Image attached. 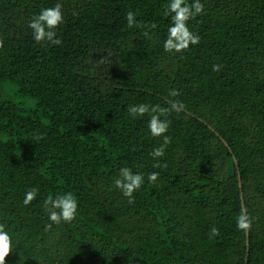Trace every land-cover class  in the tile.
<instances>
[{"label": "trees", "instance_id": "16d2710c", "mask_svg": "<svg viewBox=\"0 0 264 264\" xmlns=\"http://www.w3.org/2000/svg\"><path fill=\"white\" fill-rule=\"evenodd\" d=\"M201 2L188 22L199 43L169 53V0H0L5 264H264V0ZM57 3L62 43L34 41L29 22ZM141 102L176 105L164 157L149 155L163 143L149 114L127 111ZM121 167L144 174L131 202L114 184ZM67 191L75 219L47 227L44 199Z\"/></svg>", "mask_w": 264, "mask_h": 264}, {"label": "clouds", "instance_id": "9594fccd", "mask_svg": "<svg viewBox=\"0 0 264 264\" xmlns=\"http://www.w3.org/2000/svg\"><path fill=\"white\" fill-rule=\"evenodd\" d=\"M61 4L57 3L55 7L43 8L36 14L29 22L32 38L36 42L46 41L51 45H60L62 43L59 36H57L58 26L64 22ZM204 11V5L201 0H193L191 4L187 0H169L166 7L165 14L170 16L171 23L167 28V36L163 41V49L169 53H180L187 49L189 45H196L199 43V35L194 34L188 22L194 19ZM136 13L128 11L125 14L127 25L129 28L138 23L135 19ZM155 27V25H152ZM213 70H218L217 65H213ZM170 95H178L175 89L170 91ZM176 105L173 104L171 108H163L159 105H150L148 103H137L128 105L127 111L133 117H143L149 114L147 121V129L153 137H163V143L156 147L149 153L153 158H161L165 155V147L170 143V137L165 135L169 129V120L167 113L170 110H175ZM164 117V118H162ZM119 176L115 178L114 184L121 193L128 197L129 202L133 199V193L140 190L144 184V174L142 172H133L129 167L119 168ZM159 173L151 172L147 176L149 183H155L158 180ZM39 189L32 187L24 193L23 205L28 206L37 198ZM45 210L47 211V218L51 224H60L61 222H72L78 210V200L73 192L67 191L63 193H55L49 195L44 199ZM236 227L241 231H246L252 227V218L245 212H241L236 218ZM213 236L219 234L217 228L211 229ZM13 248V240L4 223H0V264H5V257Z\"/></svg>", "mask_w": 264, "mask_h": 264}, {"label": "water", "instance_id": "95a60500", "mask_svg": "<svg viewBox=\"0 0 264 264\" xmlns=\"http://www.w3.org/2000/svg\"><path fill=\"white\" fill-rule=\"evenodd\" d=\"M221 141L223 142L224 146H225L226 148L229 149L227 143H226L225 141H223L222 139H221ZM229 151H230V149H229ZM233 160H234V164H235V166H237V163H236L234 157H233ZM238 186H239V190H240L241 208H242V211L245 212L244 202H243V200H242V194H241V183H240V176H239V175H238ZM245 240H246V242H245V244H246V257H245V263H246V260H247V253H248V245H249V232H248V230L245 231Z\"/></svg>", "mask_w": 264, "mask_h": 264}]
</instances>
